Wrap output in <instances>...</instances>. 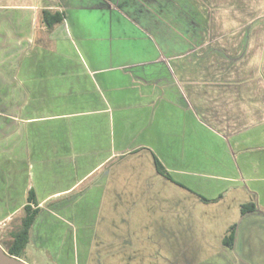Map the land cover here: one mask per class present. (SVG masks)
<instances>
[{"label": "crops", "instance_id": "0c3cea01", "mask_svg": "<svg viewBox=\"0 0 264 264\" xmlns=\"http://www.w3.org/2000/svg\"><path fill=\"white\" fill-rule=\"evenodd\" d=\"M120 176L172 214L242 192L264 223V0H0V220L32 189L27 246L81 264L98 223L74 205L100 218Z\"/></svg>", "mask_w": 264, "mask_h": 264}, {"label": "rangeland", "instance_id": "374dc122", "mask_svg": "<svg viewBox=\"0 0 264 264\" xmlns=\"http://www.w3.org/2000/svg\"><path fill=\"white\" fill-rule=\"evenodd\" d=\"M128 181L129 183L124 182L120 176L119 187L122 188L123 183L126 195L111 200L110 190L105 199L101 200L100 218L95 214L98 203L96 200H87L86 206L84 201L83 205L79 201L74 205L76 211L86 207L85 211L90 212L84 216L86 222L91 225L90 229L98 223L97 228H94L95 235L93 234L94 240L88 259L81 264H264V223L255 215L248 219L243 218L241 206L238 204L242 201V192L240 195L239 192L227 194L219 204L199 203L192 210L177 209V212L172 214L166 208L160 212L157 208L145 206V196L140 193L142 190H134L138 187L137 181ZM26 196L27 189L21 198L16 200L17 203H25ZM64 200H54V203L60 204ZM159 201L161 202L156 200ZM109 209H114V216L108 214ZM22 212L21 209L6 220H0V246L4 251L11 241V233L20 224ZM39 215L40 224L47 220V212ZM60 217L70 221L68 215ZM71 221L74 223V218ZM58 223L62 224L60 220L55 219V224ZM108 223L109 227L105 228ZM233 225L236 226L235 239L230 249L222 242ZM104 235L109 236L110 242L100 241ZM31 246L36 247V241ZM33 249L27 246L20 257L21 261L26 264H51L50 259L46 257V250ZM57 259L56 257L54 260Z\"/></svg>", "mask_w": 264, "mask_h": 264}, {"label": "trees", "instance_id": "16d2710c", "mask_svg": "<svg viewBox=\"0 0 264 264\" xmlns=\"http://www.w3.org/2000/svg\"><path fill=\"white\" fill-rule=\"evenodd\" d=\"M42 23L48 28L51 29L53 25L59 24L62 22V15L59 13H51L50 11L43 10L41 12ZM155 167L157 172L170 179L169 175L163 169V167L159 164L157 160H155ZM207 201V200H204ZM256 211V206L253 203L242 205L240 208V212L242 216L247 215L248 213ZM40 213V209L38 208V202L36 195L32 189H29L26 196V204L23 207V216L20 219V224L18 228L11 233V241L7 246L5 252L12 257L20 259L23 255L26 246L29 243L30 234L32 225L35 222L37 216ZM235 225L230 227L228 234L223 238V245L228 248H232L234 245L235 239Z\"/></svg>", "mask_w": 264, "mask_h": 264}, {"label": "water", "instance_id": "95a60500", "mask_svg": "<svg viewBox=\"0 0 264 264\" xmlns=\"http://www.w3.org/2000/svg\"><path fill=\"white\" fill-rule=\"evenodd\" d=\"M0 264H26L15 257L9 256L0 246Z\"/></svg>", "mask_w": 264, "mask_h": 264}]
</instances>
